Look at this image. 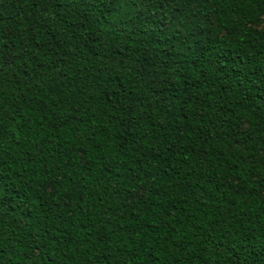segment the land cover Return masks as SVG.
<instances>
[{
  "label": "trees",
  "instance_id": "trees-1",
  "mask_svg": "<svg viewBox=\"0 0 264 264\" xmlns=\"http://www.w3.org/2000/svg\"><path fill=\"white\" fill-rule=\"evenodd\" d=\"M0 264H264V0H0Z\"/></svg>",
  "mask_w": 264,
  "mask_h": 264
}]
</instances>
